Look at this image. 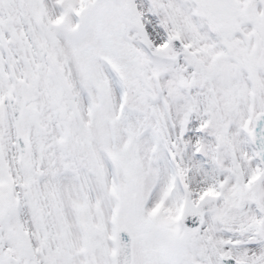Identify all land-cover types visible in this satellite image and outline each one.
<instances>
[{"label": "snow or ice", "instance_id": "snow-or-ice-1", "mask_svg": "<svg viewBox=\"0 0 264 264\" xmlns=\"http://www.w3.org/2000/svg\"><path fill=\"white\" fill-rule=\"evenodd\" d=\"M0 264H264V0H0Z\"/></svg>", "mask_w": 264, "mask_h": 264}]
</instances>
